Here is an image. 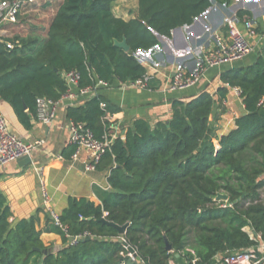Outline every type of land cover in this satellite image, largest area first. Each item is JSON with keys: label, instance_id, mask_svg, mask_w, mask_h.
I'll return each instance as SVG.
<instances>
[{"label": "trees", "instance_id": "1", "mask_svg": "<svg viewBox=\"0 0 264 264\" xmlns=\"http://www.w3.org/2000/svg\"><path fill=\"white\" fill-rule=\"evenodd\" d=\"M116 1L62 0L45 38L36 30L0 37V99L26 128L37 118L38 98L58 101L66 94L65 73L78 72L82 88L94 85L95 77L110 84L134 81L147 72L138 51L191 26L213 3H232L138 0L137 16L124 20L113 13ZM246 16L251 13H237L241 21ZM116 40H126L130 50ZM220 80L215 94L175 101L170 119L154 126L137 120L115 139L97 166L110 169L109 189L95 187L100 204L70 198L60 214L68 236L51 219L43 230L35 218L13 223L0 190V264H172L177 255L189 264H220L219 256L256 251L264 243V48L254 64L228 69ZM232 88L241 90L245 113L222 134L211 117L225 112ZM102 103L101 92L68 107L67 118L101 139L113 123L106 117L114 114ZM218 193L229 200L215 201ZM43 233L60 235L62 247L44 253L51 248Z\"/></svg>", "mask_w": 264, "mask_h": 264}, {"label": "crops", "instance_id": "2", "mask_svg": "<svg viewBox=\"0 0 264 264\" xmlns=\"http://www.w3.org/2000/svg\"><path fill=\"white\" fill-rule=\"evenodd\" d=\"M61 2L59 0V4ZM54 4V0H46L43 9L53 7ZM240 10L248 11L251 17L246 16L245 21H241L237 17ZM113 13L124 20L135 18L138 13V0H117ZM229 17H237L241 29L254 46V51L233 65L206 68L198 83L186 90L170 91L167 88L168 78L174 71L182 69L191 75L197 70L200 57L214 49L216 37L227 38L225 20ZM49 24L46 26L45 35L37 31L42 38L46 37ZM11 27H7L1 37H9L7 33ZM263 30L264 0H232L229 5L213 3L191 26L174 30L171 38L159 36V45L150 51H138V58L159 70V73L153 72L150 89H123L116 80L110 88L102 89L107 105L114 111L111 122L121 128V135L124 137L126 130L133 127L137 120H144L154 126L158 121L170 119L175 101L189 102L204 92L215 94L222 86L220 76L224 71L247 67L258 60L264 48ZM148 70L152 71L150 68ZM224 104L228 115L232 114L234 117L222 119L221 111H215L214 117L218 120L213 124L222 134L233 129L234 119L245 113L242 99L232 90ZM68 107L67 103L60 106L52 125H44L35 118L32 127L28 129L19 120L11 105L0 99V112L6 118L12 133L28 143L45 140V144L31 155L30 165L21 167L19 162H15L0 168V190L11 208L13 223L35 218L37 228L43 230L51 219L50 211L61 214L68 207L70 198H86L98 205L100 200L95 187L109 189L110 169L88 170L89 156L86 152L73 159ZM214 117H211L212 121ZM42 241L54 251L63 245L61 236L54 233H43ZM257 251L259 259L255 264H264L262 244ZM172 264L189 263L184 258H178Z\"/></svg>", "mask_w": 264, "mask_h": 264}, {"label": "built area", "instance_id": "3", "mask_svg": "<svg viewBox=\"0 0 264 264\" xmlns=\"http://www.w3.org/2000/svg\"><path fill=\"white\" fill-rule=\"evenodd\" d=\"M40 0H0V37L7 27L14 26L19 22V16L28 7L37 4ZM228 29L226 39L217 36L215 39V47L209 53L204 54L197 70L188 75L182 69L174 71L168 78L167 88L170 91L186 90L198 83L206 68H221L230 66L243 60L254 51V46L241 29L237 17H229L225 20ZM264 32V30H263ZM264 35V34H263ZM10 48L13 45L8 44ZM136 57L138 61L147 68V72L140 78L123 83L116 80L123 89H150L151 81L154 73H159L157 67H151L141 58ZM152 69L150 72L148 69ZM154 72V73H153ZM67 81L68 90L66 94L58 101L48 98L37 99V119L44 125H52L63 103L70 106H79L86 101L97 97L101 94L102 89H108L112 86L108 81L95 77V83L92 86L80 87V74L71 71L64 74ZM238 97L241 98V90L239 88L231 89ZM102 108H106L107 103L101 104ZM106 122L111 121V116L106 117ZM71 143L76 148L73 159H77L82 152H86L89 156L87 163L88 170H97L104 156L111 150L115 139L121 136V128L111 123L101 139L97 138L94 132L84 123H74L70 121L69 125ZM45 144V140H39L34 143H28L20 139L9 129L8 123L4 115L0 112V168L11 163L18 162L23 157L29 156L40 146ZM45 196L48 194L44 188ZM50 217L54 225L58 226L67 234L66 227L60 220V214L50 211ZM68 236V234H67ZM78 237L72 238L76 241ZM264 248V243H262ZM259 259L258 251L249 250L236 252L225 256H219L220 264H255ZM196 260L192 264H196Z\"/></svg>", "mask_w": 264, "mask_h": 264}, {"label": "rangeland", "instance_id": "4", "mask_svg": "<svg viewBox=\"0 0 264 264\" xmlns=\"http://www.w3.org/2000/svg\"><path fill=\"white\" fill-rule=\"evenodd\" d=\"M45 1L46 0H42V1L40 0L37 4L33 5L32 7H28L25 10H23V12L19 16V22L15 26H12L11 28L8 29V33H7L8 36L9 37H13L15 35L25 36L27 34H30L33 30L40 31L39 33L45 35L46 26L50 23L56 11V8L59 5V0H54L55 4L53 5V7L49 6V8L43 9ZM226 109L227 108L225 107L224 113H222L221 110L222 119L228 117H234L232 114L228 115L227 112L228 109L227 111ZM262 198L264 199V192L262 193Z\"/></svg>", "mask_w": 264, "mask_h": 264}, {"label": "water", "instance_id": "5", "mask_svg": "<svg viewBox=\"0 0 264 264\" xmlns=\"http://www.w3.org/2000/svg\"><path fill=\"white\" fill-rule=\"evenodd\" d=\"M115 44H116V46H118L119 48L124 49L127 52L130 50V47L127 44L126 40H124L122 42H119V41L116 40L115 41ZM18 162H19V165L21 167H25V166L30 165L32 163V160H31V157L26 156V157H23L22 159H20ZM228 200H229L228 195L223 194V193H218L217 196H216V198H215V201H218V202L219 201H226L227 202ZM118 229H119V231L121 233H124L125 232V228H118ZM87 239H90V237H88ZM125 246H128V244L125 243ZM167 250H171V246L169 244H167ZM51 251H52V249L46 250V251H44V253L51 252ZM129 251L132 254V256L134 258H136L137 255H136V252L134 251V249H132V248L129 247ZM177 258H180V256L177 255Z\"/></svg>", "mask_w": 264, "mask_h": 264}]
</instances>
